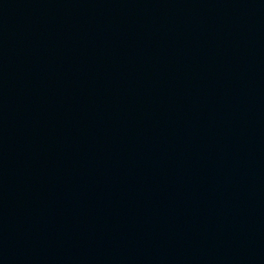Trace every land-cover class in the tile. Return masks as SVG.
Listing matches in <instances>:
<instances>
[{
    "label": "water",
    "instance_id": "1",
    "mask_svg": "<svg viewBox=\"0 0 264 264\" xmlns=\"http://www.w3.org/2000/svg\"><path fill=\"white\" fill-rule=\"evenodd\" d=\"M0 264H264V0H0Z\"/></svg>",
    "mask_w": 264,
    "mask_h": 264
}]
</instances>
